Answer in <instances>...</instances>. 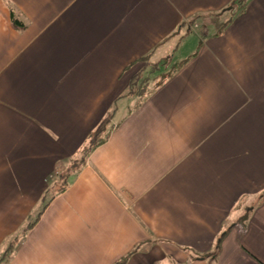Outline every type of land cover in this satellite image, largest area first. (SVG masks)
<instances>
[{"label": "crops", "instance_id": "1", "mask_svg": "<svg viewBox=\"0 0 264 264\" xmlns=\"http://www.w3.org/2000/svg\"><path fill=\"white\" fill-rule=\"evenodd\" d=\"M41 209L2 264H264V0H0V257Z\"/></svg>", "mask_w": 264, "mask_h": 264}, {"label": "trees", "instance_id": "2", "mask_svg": "<svg viewBox=\"0 0 264 264\" xmlns=\"http://www.w3.org/2000/svg\"><path fill=\"white\" fill-rule=\"evenodd\" d=\"M238 1H239V3H241L243 0H238ZM11 15H12V20H13V22H14L15 25H17L18 27L25 26V24L17 17L16 12H15V10L13 8H11ZM168 76L169 75L165 76L164 79H166ZM163 80H162V82H163ZM138 83H139V76L133 77V79L131 80L130 86H129L128 94L135 93V88H136V86H137ZM161 83H159V84H161ZM137 95L139 97H143L144 98V96H142L143 95L142 93H138L137 92ZM113 116H114V110L111 111V112H109L105 116V118H103L101 120V122L96 126V128L91 132L87 144L83 147V150H82L83 151L82 152L83 153V156H81L80 158H75L72 161V163L70 164V166L67 167L66 170L60 174V177L62 179H66L68 173L70 172V170H73L74 168H76L80 163H84L85 158L89 155V153L93 149H95L97 146H99L100 144H102L103 142H105V140L107 139V137L109 135L108 132H107L108 126L110 125V123H111V121L113 119ZM64 187L65 186H62L60 189L62 190ZM262 197H263V195L261 196V198ZM44 199H46V196L43 198V200ZM47 204H48V201L46 203H44L43 208H45L47 206ZM250 207L251 206H245V207H243V210L240 212L241 215H240V219L238 220V222H241L243 225L245 224V220L249 216V213H250V210H251ZM41 213H42V209L37 214V217H36L35 220L34 219L33 220H30L25 225V227H23L21 229V231L18 232V234H16L15 236H13V238L8 242V244H7V246H6L3 254L0 257V264L4 263V262H6V261H8L10 259L11 253L13 252V250H14L16 244L18 243V241L20 240V238L22 236H24L26 234V232L31 227H33V225L36 223V221L38 220V218L41 215ZM222 235H224V234H222ZM222 235H221V237L219 238V240H218V242L216 244L215 250L213 252H209L207 254H204L203 257H215V258L217 257L218 251H219V247H220V243H221ZM125 259L126 258H124L120 262H117V264H124Z\"/></svg>", "mask_w": 264, "mask_h": 264}, {"label": "rangeland", "instance_id": "3", "mask_svg": "<svg viewBox=\"0 0 264 264\" xmlns=\"http://www.w3.org/2000/svg\"><path fill=\"white\" fill-rule=\"evenodd\" d=\"M203 19L200 20H191L189 21V30L198 33H206L208 30V26L206 27L203 24ZM173 58V57H172ZM175 59V58H174ZM174 59H170V61L166 62H157L152 63L148 59H145V63L143 64V68L138 74L135 76H139V83L135 88V94L142 93V96H146L149 92H151L159 83L162 82L165 76L169 75L175 69ZM134 76V77H135ZM165 80V79H164ZM163 80V81H164ZM144 89V90H143ZM138 96V95H137ZM141 100L143 97H139ZM130 104V100L127 105ZM82 150L79 152V157L83 156ZM61 188V186H52L49 190V193L46 199L43 200V204L46 203L49 199H51L57 191Z\"/></svg>", "mask_w": 264, "mask_h": 264}]
</instances>
